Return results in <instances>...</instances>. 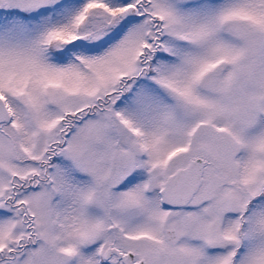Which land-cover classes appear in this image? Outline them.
<instances>
[{"label":"snow or ice","instance_id":"snow-or-ice-1","mask_svg":"<svg viewBox=\"0 0 264 264\" xmlns=\"http://www.w3.org/2000/svg\"><path fill=\"white\" fill-rule=\"evenodd\" d=\"M0 264H264V0H0Z\"/></svg>","mask_w":264,"mask_h":264}]
</instances>
